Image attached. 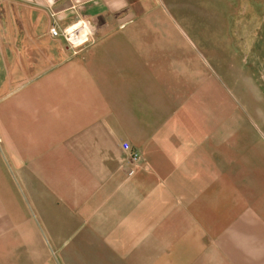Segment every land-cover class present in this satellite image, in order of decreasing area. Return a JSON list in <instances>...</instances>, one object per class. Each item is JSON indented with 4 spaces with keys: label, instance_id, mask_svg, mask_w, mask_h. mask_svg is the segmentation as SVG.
Instances as JSON below:
<instances>
[{
    "label": "crops",
    "instance_id": "0c3cea01",
    "mask_svg": "<svg viewBox=\"0 0 264 264\" xmlns=\"http://www.w3.org/2000/svg\"><path fill=\"white\" fill-rule=\"evenodd\" d=\"M171 11L0 0V264H264V143Z\"/></svg>",
    "mask_w": 264,
    "mask_h": 264
},
{
    "label": "rangeland",
    "instance_id": "374dc122",
    "mask_svg": "<svg viewBox=\"0 0 264 264\" xmlns=\"http://www.w3.org/2000/svg\"><path fill=\"white\" fill-rule=\"evenodd\" d=\"M158 1L184 23L197 49L219 73L216 60L221 62L223 82L238 86L239 113L248 116L251 126L248 130L239 124L238 131L254 129V143H264V0Z\"/></svg>",
    "mask_w": 264,
    "mask_h": 264
},
{
    "label": "built area",
    "instance_id": "2783aa9c",
    "mask_svg": "<svg viewBox=\"0 0 264 264\" xmlns=\"http://www.w3.org/2000/svg\"><path fill=\"white\" fill-rule=\"evenodd\" d=\"M49 33L51 36H58L61 35L64 37V39L66 41H70L72 39V37L74 36V32L73 29H63L61 32L55 28L54 26L50 27L49 29ZM123 148L126 150L127 152V158L129 161H133V162H137L139 161L140 157L137 151H135L133 148L130 147V145L128 143H123L122 144ZM129 173H132V169L129 170Z\"/></svg>",
    "mask_w": 264,
    "mask_h": 264
},
{
    "label": "clouds",
    "instance_id": "9594fccd",
    "mask_svg": "<svg viewBox=\"0 0 264 264\" xmlns=\"http://www.w3.org/2000/svg\"><path fill=\"white\" fill-rule=\"evenodd\" d=\"M54 3V0H47V4L51 6Z\"/></svg>",
    "mask_w": 264,
    "mask_h": 264
}]
</instances>
